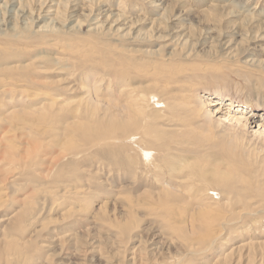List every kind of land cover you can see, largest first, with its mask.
Here are the masks:
<instances>
[{"label":"rangeland","instance_id":"rangeland-1","mask_svg":"<svg viewBox=\"0 0 264 264\" xmlns=\"http://www.w3.org/2000/svg\"><path fill=\"white\" fill-rule=\"evenodd\" d=\"M260 128L264 0H0V264H264Z\"/></svg>","mask_w":264,"mask_h":264},{"label":"bare ground","instance_id":"bare-ground-1","mask_svg":"<svg viewBox=\"0 0 264 264\" xmlns=\"http://www.w3.org/2000/svg\"><path fill=\"white\" fill-rule=\"evenodd\" d=\"M218 99V98H217ZM219 100V99H218ZM229 104H231L232 106H235L236 104L234 102H230ZM230 109V108H229ZM252 114L251 112H237L232 116V123L233 124H243L244 122H248V120L252 119ZM243 121V122H242ZM244 125V124H243ZM246 125V124H245ZM244 125V126H245ZM259 129V128H258ZM264 131L262 128H260V132ZM264 134V132H263Z\"/></svg>","mask_w":264,"mask_h":264}]
</instances>
